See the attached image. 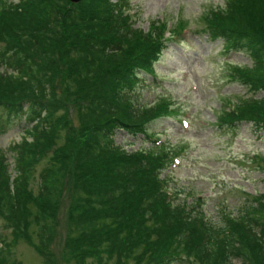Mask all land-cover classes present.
Masks as SVG:
<instances>
[{
    "label": "trees",
    "instance_id": "obj_1",
    "mask_svg": "<svg viewBox=\"0 0 264 264\" xmlns=\"http://www.w3.org/2000/svg\"><path fill=\"white\" fill-rule=\"evenodd\" d=\"M117 7L110 0H82L76 10L69 0H0V110L22 114L27 123L20 143L8 148L11 170L0 150V220L15 241L29 239L34 222L46 252L67 206L64 197L70 199L65 191L79 187L83 196L68 203L79 235L65 240L77 264L88 258L100 264H264V195L213 224L185 201L171 200L159 179L169 159L165 148L126 153L115 145L116 130L144 134L146 124L167 112L127 95L136 70L151 72L163 47L162 28L135 30ZM205 20L212 40L222 38L226 48H241L251 58L250 67L230 66L228 77L264 94V0H228ZM58 77L69 79L63 92ZM78 102L85 104L78 105L75 129L65 112L57 113ZM242 121L254 131L264 128V97L223 111L217 130ZM61 132L65 143L55 147ZM48 152L34 194L35 169Z\"/></svg>",
    "mask_w": 264,
    "mask_h": 264
},
{
    "label": "rangeland",
    "instance_id": "obj_2",
    "mask_svg": "<svg viewBox=\"0 0 264 264\" xmlns=\"http://www.w3.org/2000/svg\"><path fill=\"white\" fill-rule=\"evenodd\" d=\"M8 1L14 4L18 2ZM227 1L125 0L128 6L125 10L116 8L122 17L127 16L126 13L132 17L135 30L147 33L148 30L164 26L163 41L168 46L152 68L156 80H152V75L141 72L137 84L127 88V95L134 102L146 105L166 99L176 110L173 114L177 116L167 122L163 119L152 123L147 128L152 138L148 134L132 137L119 131L114 142L127 152L159 147L161 144L184 149L180 162L169 167L161 177L169 179L167 189L173 197L178 192L179 197L188 204L201 200L194 207L203 208L205 216L213 224H219L224 215L236 216L246 202L252 203L253 197L264 195V131L255 133L250 123L240 126L237 136V132L223 133L214 128L216 118L222 110L230 108L228 105L233 107L241 100H260L264 96L262 92L251 94L245 87L230 83L226 78V63L250 67L252 62L249 56L234 49L222 55V41L210 40L206 35L205 18L209 13L223 10ZM79 4H73L75 10ZM183 28L181 35H175ZM183 38L184 42H181ZM58 82L62 92L65 83L70 84L67 77H58ZM82 104L85 103H66L67 110L61 109L57 114L65 112L66 119L78 129V105ZM1 111L0 150L11 170L14 164L8 148L20 143L27 123L22 114L9 117ZM182 117L189 121L187 130L180 128L179 119ZM60 136L55 147L65 143L64 133L61 132ZM51 156L52 152H48L39 160L31 184L34 194L37 192L39 172ZM69 194L70 199L64 197L63 200L67 206L62 207L58 214L57 235L46 252L39 246L34 222L28 230L29 239L19 238L15 241L11 230L0 220V241H3L0 242V249H5L0 255V259L5 260H2V264H77L69 241H65L66 236L72 235L73 239L79 235L76 221L68 218V203L81 198L83 193L79 187H73L64 193L65 196ZM32 211L35 213L34 209ZM85 264L100 262L88 258ZM108 264H114V261ZM233 264L239 263L234 261Z\"/></svg>",
    "mask_w": 264,
    "mask_h": 264
},
{
    "label": "water",
    "instance_id": "obj_3",
    "mask_svg": "<svg viewBox=\"0 0 264 264\" xmlns=\"http://www.w3.org/2000/svg\"><path fill=\"white\" fill-rule=\"evenodd\" d=\"M80 0H71L73 3H78Z\"/></svg>",
    "mask_w": 264,
    "mask_h": 264
}]
</instances>
